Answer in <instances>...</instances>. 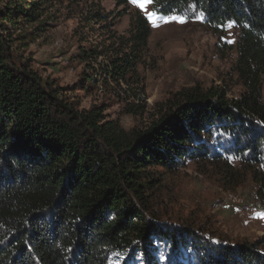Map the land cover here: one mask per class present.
Listing matches in <instances>:
<instances>
[{
  "label": "trees",
  "instance_id": "trees-1",
  "mask_svg": "<svg viewBox=\"0 0 264 264\" xmlns=\"http://www.w3.org/2000/svg\"><path fill=\"white\" fill-rule=\"evenodd\" d=\"M56 1L0 0V264H264L260 241L171 218L160 204L165 174L188 162L219 167L225 190L249 173L264 204V0H151L158 14L234 25L243 92L181 88L130 129L101 105L80 107L21 54L50 27ZM149 34L136 12L125 49L107 57L112 81H138Z\"/></svg>",
  "mask_w": 264,
  "mask_h": 264
},
{
  "label": "rangeland",
  "instance_id": "rangeland-1",
  "mask_svg": "<svg viewBox=\"0 0 264 264\" xmlns=\"http://www.w3.org/2000/svg\"><path fill=\"white\" fill-rule=\"evenodd\" d=\"M136 12L150 27L138 81L116 83L108 75L107 57L125 49L119 39L127 36ZM44 21L50 27L28 41L21 49L23 57L42 77L57 79L80 107L101 105L106 117L125 129L147 125L170 93L181 88L219 86L228 98L243 92L234 71L239 31L233 24L213 30L198 13L158 14L151 0L123 5L114 0H57ZM261 93L264 100V77ZM218 170L188 162L166 173L160 204L171 218L208 221L231 239L258 240L264 249V204L257 201L256 184L246 172L241 184L225 190Z\"/></svg>",
  "mask_w": 264,
  "mask_h": 264
},
{
  "label": "snow or ice",
  "instance_id": "snow-or-ice-1",
  "mask_svg": "<svg viewBox=\"0 0 264 264\" xmlns=\"http://www.w3.org/2000/svg\"><path fill=\"white\" fill-rule=\"evenodd\" d=\"M132 3H137V0H132ZM173 19H177V18L174 17ZM181 22H183V21H181Z\"/></svg>",
  "mask_w": 264,
  "mask_h": 264
}]
</instances>
